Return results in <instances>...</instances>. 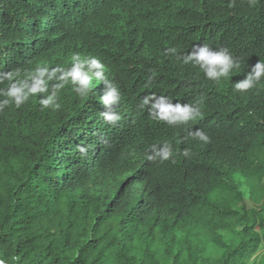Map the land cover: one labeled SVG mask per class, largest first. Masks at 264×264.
Listing matches in <instances>:
<instances>
[{"label":"trees","instance_id":"1","mask_svg":"<svg viewBox=\"0 0 264 264\" xmlns=\"http://www.w3.org/2000/svg\"><path fill=\"white\" fill-rule=\"evenodd\" d=\"M196 44L229 49L240 67L208 80L177 58ZM77 52L119 90L116 125L101 115L103 83L86 97L65 84L59 108L41 106L60 82L47 73L48 91L19 107L4 94ZM259 60L264 0H0V260L249 264L264 249V79L244 93L233 84ZM152 93L198 104L200 117L157 121L139 107ZM164 142L172 158L149 162Z\"/></svg>","mask_w":264,"mask_h":264},{"label":"clouds","instance_id":"2","mask_svg":"<svg viewBox=\"0 0 264 264\" xmlns=\"http://www.w3.org/2000/svg\"><path fill=\"white\" fill-rule=\"evenodd\" d=\"M169 54H176V49H168ZM182 63L192 64L203 70L205 77L214 82H220L222 78H228L233 69L239 68V58L234 57L227 48L213 49L208 44L193 45L191 51L183 56H178ZM47 73V79H57L59 83L53 85V91L50 95L42 98L40 103L42 108L47 109L50 106L59 108L60 105L56 103L57 95L60 89L65 84H71L73 90L77 95L86 97L93 91L94 82L97 84L103 83L106 91L99 101L103 103L107 111L102 112L103 119L110 125H116L121 116L114 110V107L119 104L121 96L119 90L112 85L105 75L104 65L98 57L95 56H82L80 53H73L71 56V66L68 68L58 67L56 69L48 70L38 69L35 79V85L28 87L27 91L23 92L22 88L26 85L17 86L12 84L8 91L4 93L10 100L14 101L16 106L19 107L22 103L26 102L29 95L37 93H44L48 91L47 81L40 79ZM9 77L11 74H8ZM264 79V62H257L251 67V70L246 74L245 78L233 84V91L244 93L250 89L255 88ZM8 100L0 102V110L7 106ZM139 107L144 109L148 108L150 116L157 120L163 121L169 126H185L191 121L200 117V107L198 104L179 102L173 103L167 96H157L155 93L149 94L141 98ZM189 136L200 143L207 145L211 143V137L200 129L189 132ZM82 154H86L85 147L80 148ZM182 155L189 157L191 151L188 148L183 149ZM173 156V147L169 142L163 144H154L151 146L146 159L149 162L160 160L161 162L167 161ZM0 264H5L0 260Z\"/></svg>","mask_w":264,"mask_h":264},{"label":"rangeland","instance_id":"3","mask_svg":"<svg viewBox=\"0 0 264 264\" xmlns=\"http://www.w3.org/2000/svg\"><path fill=\"white\" fill-rule=\"evenodd\" d=\"M263 250H264V249L259 250L258 254H257L256 256H253V257H252V260L250 261L249 264H259V263H258V259H259L260 254L262 253Z\"/></svg>","mask_w":264,"mask_h":264}]
</instances>
